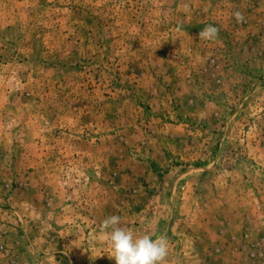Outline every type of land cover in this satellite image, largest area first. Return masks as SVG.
Returning a JSON list of instances; mask_svg holds the SVG:
<instances>
[{
	"label": "rangeland",
	"instance_id": "374dc122",
	"mask_svg": "<svg viewBox=\"0 0 264 264\" xmlns=\"http://www.w3.org/2000/svg\"><path fill=\"white\" fill-rule=\"evenodd\" d=\"M111 215L264 264V0H0V264H115Z\"/></svg>",
	"mask_w": 264,
	"mask_h": 264
},
{
	"label": "clouds",
	"instance_id": "9594fccd",
	"mask_svg": "<svg viewBox=\"0 0 264 264\" xmlns=\"http://www.w3.org/2000/svg\"><path fill=\"white\" fill-rule=\"evenodd\" d=\"M238 21L243 20L240 13H236ZM219 30L206 26L198 33L199 39L214 40ZM121 217L111 215L106 217L100 225V232L108 237L111 247V256L115 264H164L168 254V241L166 235L153 239L149 234L134 235L126 228L120 227Z\"/></svg>",
	"mask_w": 264,
	"mask_h": 264
},
{
	"label": "crops",
	"instance_id": "0c3cea01",
	"mask_svg": "<svg viewBox=\"0 0 264 264\" xmlns=\"http://www.w3.org/2000/svg\"><path fill=\"white\" fill-rule=\"evenodd\" d=\"M253 196H254V194H253ZM260 207L262 208V205L260 204Z\"/></svg>",
	"mask_w": 264,
	"mask_h": 264
}]
</instances>
